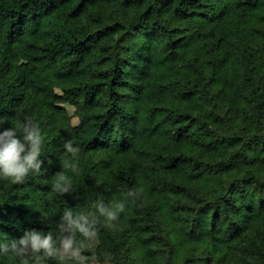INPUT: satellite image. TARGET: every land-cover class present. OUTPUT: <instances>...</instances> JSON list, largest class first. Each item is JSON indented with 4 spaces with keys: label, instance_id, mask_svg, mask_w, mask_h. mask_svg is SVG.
Here are the masks:
<instances>
[{
    "label": "trees",
    "instance_id": "obj_1",
    "mask_svg": "<svg viewBox=\"0 0 264 264\" xmlns=\"http://www.w3.org/2000/svg\"><path fill=\"white\" fill-rule=\"evenodd\" d=\"M67 247L264 264V0H0V264Z\"/></svg>",
    "mask_w": 264,
    "mask_h": 264
},
{
    "label": "rangeland",
    "instance_id": "obj_2",
    "mask_svg": "<svg viewBox=\"0 0 264 264\" xmlns=\"http://www.w3.org/2000/svg\"><path fill=\"white\" fill-rule=\"evenodd\" d=\"M64 251L66 253L70 254V255H73V256L81 258L82 259V264H84V263L85 264H92L93 263V262H89L87 257L80 255V252L78 250L74 251V250H72V249L67 247V248H65ZM97 264H111V263H101V262L97 261Z\"/></svg>",
    "mask_w": 264,
    "mask_h": 264
}]
</instances>
